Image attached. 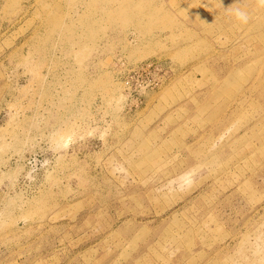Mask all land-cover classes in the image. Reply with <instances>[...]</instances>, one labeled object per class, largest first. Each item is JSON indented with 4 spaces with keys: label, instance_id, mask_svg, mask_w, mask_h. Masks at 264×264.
I'll list each match as a JSON object with an SVG mask.
<instances>
[{
    "label": "rangeland",
    "instance_id": "1",
    "mask_svg": "<svg viewBox=\"0 0 264 264\" xmlns=\"http://www.w3.org/2000/svg\"><path fill=\"white\" fill-rule=\"evenodd\" d=\"M0 264H264V0H0Z\"/></svg>",
    "mask_w": 264,
    "mask_h": 264
},
{
    "label": "clouds",
    "instance_id": "2",
    "mask_svg": "<svg viewBox=\"0 0 264 264\" xmlns=\"http://www.w3.org/2000/svg\"><path fill=\"white\" fill-rule=\"evenodd\" d=\"M236 15H237V18H238L239 20H241L242 22H246V20H247L246 13L237 10Z\"/></svg>",
    "mask_w": 264,
    "mask_h": 264
}]
</instances>
